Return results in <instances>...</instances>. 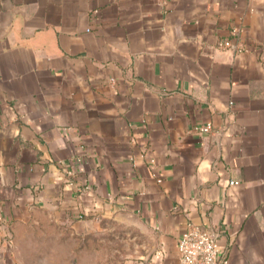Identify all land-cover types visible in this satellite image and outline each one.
Wrapping results in <instances>:
<instances>
[{"label": "crops", "instance_id": "0c3cea01", "mask_svg": "<svg viewBox=\"0 0 264 264\" xmlns=\"http://www.w3.org/2000/svg\"><path fill=\"white\" fill-rule=\"evenodd\" d=\"M114 215L152 237L127 264L190 225L264 264V0H0V264Z\"/></svg>", "mask_w": 264, "mask_h": 264}, {"label": "rangeland", "instance_id": "374dc122", "mask_svg": "<svg viewBox=\"0 0 264 264\" xmlns=\"http://www.w3.org/2000/svg\"><path fill=\"white\" fill-rule=\"evenodd\" d=\"M48 234L50 236L51 232ZM70 237L74 244L66 254H70L71 259L63 262L59 258L60 262L53 264H127L149 248L152 239L136 220L115 215L98 220L92 229L81 230L80 236L72 233ZM58 238L62 240L63 236Z\"/></svg>", "mask_w": 264, "mask_h": 264}, {"label": "built area", "instance_id": "2783aa9c", "mask_svg": "<svg viewBox=\"0 0 264 264\" xmlns=\"http://www.w3.org/2000/svg\"><path fill=\"white\" fill-rule=\"evenodd\" d=\"M219 47L230 48L235 52L247 51L242 44L232 43L229 39H223L218 43ZM202 132L211 130L209 123L200 126ZM237 184V181H230ZM178 252V264H226L224 249L218 242L217 234L213 231L198 226H188L179 236L176 244Z\"/></svg>", "mask_w": 264, "mask_h": 264}]
</instances>
